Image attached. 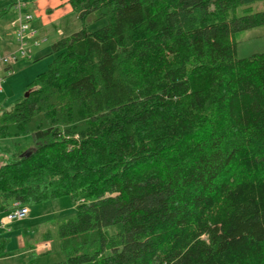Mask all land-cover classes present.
I'll list each match as a JSON object with an SVG mask.
<instances>
[{"label": "trees", "instance_id": "obj_1", "mask_svg": "<svg viewBox=\"0 0 264 264\" xmlns=\"http://www.w3.org/2000/svg\"><path fill=\"white\" fill-rule=\"evenodd\" d=\"M259 1L69 0L105 26L0 111V139H33L0 162L3 210L75 205L50 264H264V52L234 42Z\"/></svg>", "mask_w": 264, "mask_h": 264}, {"label": "rangeland", "instance_id": "obj_2", "mask_svg": "<svg viewBox=\"0 0 264 264\" xmlns=\"http://www.w3.org/2000/svg\"><path fill=\"white\" fill-rule=\"evenodd\" d=\"M13 0H6L8 2ZM24 9L32 16L31 29L37 32L38 45L29 42L25 47L26 56L16 52V40L10 21L15 18L13 10L6 11L3 24V34L12 46L0 47V54L14 53L10 59L11 70H4L0 63V76L3 77L0 92V111H9L14 104L27 92V85L45 72L51 63L53 55L50 53L54 42L68 36L83 27L94 31L105 26L104 19H96L90 14L85 20H80L71 8L69 0H23ZM264 11V0L252 3L250 13ZM238 15L243 14L241 9ZM139 21L132 27L139 25ZM235 54L237 58H245L253 54L264 52V25L246 30L234 36ZM5 48V49H4ZM33 148L31 135L18 138L0 139V162L13 154H20ZM29 212L26 218L11 223L0 229V242L5 247L0 253V264H50L64 259L60 249L58 226L72 218L75 205L70 196L27 206ZM6 214L0 205V219ZM48 236V237H47ZM47 241L46 249H36V244Z\"/></svg>", "mask_w": 264, "mask_h": 264}, {"label": "built area", "instance_id": "obj_3", "mask_svg": "<svg viewBox=\"0 0 264 264\" xmlns=\"http://www.w3.org/2000/svg\"><path fill=\"white\" fill-rule=\"evenodd\" d=\"M26 4L23 0H14L12 5V10L14 11L15 18L10 22V27L13 30L14 37L16 40V52H19L22 56H26L25 47L29 42H32L33 46L38 45V41L36 40L37 32L34 29H31L30 23L32 21V16L25 12L24 9ZM15 58L14 53H10L7 55L0 54V63L2 62L4 65L8 64L10 59ZM8 69L7 71H10ZM3 82V77L0 76V92L1 85ZM28 208L26 205H22L19 202H13L10 206V209L6 212V214L0 219V229L10 225L13 222L23 220L28 215ZM47 244L43 243L38 245L36 249H46Z\"/></svg>", "mask_w": 264, "mask_h": 264}, {"label": "crops", "instance_id": "obj_4", "mask_svg": "<svg viewBox=\"0 0 264 264\" xmlns=\"http://www.w3.org/2000/svg\"><path fill=\"white\" fill-rule=\"evenodd\" d=\"M11 2L9 1L8 2V5L6 6V0H0V47H6V49H8V47L9 46H12L11 45V43L10 42H6V39L8 40V38L3 34V24H4V15L6 14V11H7V9L9 10H12L11 9ZM9 10V11H10ZM13 20V19H12ZM11 20V21H12ZM10 21V22H11ZM9 22V23H10ZM35 30V29H34ZM9 41V40H8ZM5 49V48H4ZM13 53V52H12ZM3 68H4V70H6L7 71V69H11V65L8 63V64H6V65H4L3 66ZM48 237V236H47ZM43 243H46L47 244V241L45 240V241H43V242H41V243H37L36 244V247L38 246V245H41V244H43ZM47 247H48V244H47Z\"/></svg>", "mask_w": 264, "mask_h": 264}, {"label": "water", "instance_id": "obj_5", "mask_svg": "<svg viewBox=\"0 0 264 264\" xmlns=\"http://www.w3.org/2000/svg\"><path fill=\"white\" fill-rule=\"evenodd\" d=\"M27 96H28V92H26L23 97L26 98ZM31 152H32V150L29 149V150H26V151L22 152L19 156L20 157H27V156L30 155Z\"/></svg>", "mask_w": 264, "mask_h": 264}]
</instances>
